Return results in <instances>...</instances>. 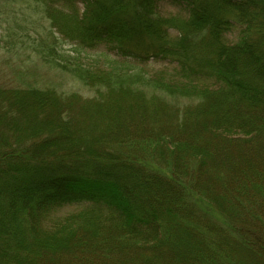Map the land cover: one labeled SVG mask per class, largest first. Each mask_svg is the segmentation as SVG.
<instances>
[{"label":"trees","instance_id":"trees-1","mask_svg":"<svg viewBox=\"0 0 264 264\" xmlns=\"http://www.w3.org/2000/svg\"><path fill=\"white\" fill-rule=\"evenodd\" d=\"M99 46L176 69L105 70ZM20 50L96 96L0 81V264H264V0H0V56Z\"/></svg>","mask_w":264,"mask_h":264},{"label":"rangeland","instance_id":"rangeland-1","mask_svg":"<svg viewBox=\"0 0 264 264\" xmlns=\"http://www.w3.org/2000/svg\"><path fill=\"white\" fill-rule=\"evenodd\" d=\"M77 12L81 13L84 11V6L81 2H77L76 4ZM157 12L160 16L164 18L172 17L176 21L173 23V26L168 30V39L171 41L178 40L182 36L181 24L187 19L188 15L186 10L183 7L169 4V3H160L158 4ZM30 13V12H26ZM32 19L34 22H37L43 16L41 12H31ZM42 26L44 27V34H48L49 23L44 22L42 19ZM54 33V37L56 38L57 45L61 46L62 50L66 53L70 52L74 48L75 44H72L69 41L63 40V38L54 32V29H51ZM186 33V32H185ZM237 29H233L232 32H229L225 35L224 40L228 44H233L237 40ZM193 42L196 40L193 39ZM82 56L86 58L89 63H94L98 67L108 70L110 67L121 68L126 71H136L144 72L148 75L159 74L163 72L167 75H172L174 70L176 69L173 65L169 64L167 61H156L150 60L144 64H140L133 60H123L119 57H116L113 53L109 52L104 46H99L96 48H85L82 49ZM0 56V69L2 73H0V81L7 85H19L23 84V82H28L34 87L43 88V89H52L55 90L59 94H75L80 97V99L90 100L96 96L94 90L90 87L83 85L81 82L73 78L67 73L62 72L56 68H50L41 60L36 58V56L29 53V51L20 50L16 52V54H6L1 52ZM10 63L12 66H16V68L20 69L23 72L20 76L16 75L15 71L10 69ZM5 67L9 69L6 70ZM4 70V71H3ZM13 72V73H12ZM166 77V76H164ZM20 78V79H18ZM78 106V105H75ZM196 200L197 197H194ZM197 205L199 208L206 209L207 204L197 199ZM88 204L85 202H71L63 205L62 207L54 210L48 219L45 221V225L49 226L53 223L63 221L70 216H75L83 212L86 209ZM205 211V210H204ZM208 211V210H207ZM214 213V212H213ZM212 214V212H210ZM214 218L220 223L223 222L222 218H220L216 213H214ZM217 223V222H215ZM218 224V223H217Z\"/></svg>","mask_w":264,"mask_h":264}]
</instances>
